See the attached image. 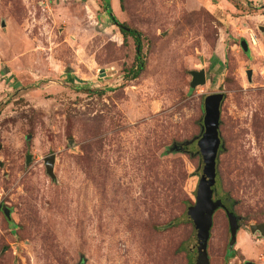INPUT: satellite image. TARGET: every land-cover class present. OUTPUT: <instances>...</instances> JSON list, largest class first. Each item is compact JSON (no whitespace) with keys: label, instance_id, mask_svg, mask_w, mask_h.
<instances>
[{"label":"rangeland","instance_id":"374dc122","mask_svg":"<svg viewBox=\"0 0 264 264\" xmlns=\"http://www.w3.org/2000/svg\"><path fill=\"white\" fill-rule=\"evenodd\" d=\"M216 95L208 264H264V0H0V264H196Z\"/></svg>","mask_w":264,"mask_h":264},{"label":"water","instance_id":"95a60500","mask_svg":"<svg viewBox=\"0 0 264 264\" xmlns=\"http://www.w3.org/2000/svg\"><path fill=\"white\" fill-rule=\"evenodd\" d=\"M119 23L116 24L118 26ZM263 31V30H262ZM240 48L243 52H247L248 47L244 40L240 41ZM190 88L206 84V74L204 70L192 71ZM251 72L247 71L248 78ZM222 96H209L204 103L205 117L203 125V134L197 143V151L201 159L200 177L195 190V203L189 208L188 214L193 225V236L201 247V253L196 259V264H208L207 241L209 238V230L212 225V216L217 209L223 207L220 200H213V186L216 176V160L221 145L219 136L220 123V104ZM30 158L28 157V160ZM45 167L47 174L53 179L54 156L46 158ZM0 211L4 213L6 218H10V211L0 205ZM229 223L230 236L232 241H236V233L239 229V218L233 213L226 212ZM259 231L264 235L263 226H251L250 232ZM79 264H85L82 260ZM253 264V263H246Z\"/></svg>","mask_w":264,"mask_h":264},{"label":"trees","instance_id":"16d2710c","mask_svg":"<svg viewBox=\"0 0 264 264\" xmlns=\"http://www.w3.org/2000/svg\"><path fill=\"white\" fill-rule=\"evenodd\" d=\"M123 2V0H119V3H120V6H121V3ZM106 12L108 14V17L109 19L111 20L112 22V25H115L118 23L116 21V19L113 17L112 15V12L110 11V9H106ZM118 29H119V32L122 36H131L135 39L136 43L139 45V39H138V36H137V33L135 31H132V30H129L125 27H123L121 24H118V26H116ZM137 52L139 53V46L137 47ZM137 61H138V64H137V67H136V71L133 72V78H136L137 75L141 72V70L143 69V64L140 62L139 60V56H137ZM5 69L3 70V73H5ZM183 145H186V144H183Z\"/></svg>","mask_w":264,"mask_h":264},{"label":"crops","instance_id":"0c3cea01","mask_svg":"<svg viewBox=\"0 0 264 264\" xmlns=\"http://www.w3.org/2000/svg\"><path fill=\"white\" fill-rule=\"evenodd\" d=\"M243 40H244V39H243ZM244 41L246 42V44H247V47H248V50H247V51H249V49H250V48H249V46H250L249 40H247V41H246V40H244ZM252 42H253V39H252ZM244 53H245V52H244Z\"/></svg>","mask_w":264,"mask_h":264},{"label":"flooded vegetation","instance_id":"af4514ba","mask_svg":"<svg viewBox=\"0 0 264 264\" xmlns=\"http://www.w3.org/2000/svg\"><path fill=\"white\" fill-rule=\"evenodd\" d=\"M221 203H222V201H221ZM225 214H226V213H225ZM246 263H248V262H245V264H246Z\"/></svg>","mask_w":264,"mask_h":264}]
</instances>
